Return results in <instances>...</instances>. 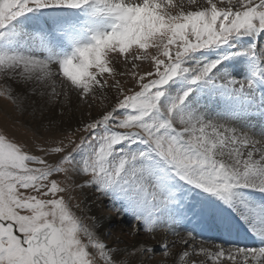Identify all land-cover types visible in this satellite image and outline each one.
<instances>
[{"label": "snow or ice", "instance_id": "6c2138e0", "mask_svg": "<svg viewBox=\"0 0 264 264\" xmlns=\"http://www.w3.org/2000/svg\"><path fill=\"white\" fill-rule=\"evenodd\" d=\"M0 88V264H264V0H0Z\"/></svg>", "mask_w": 264, "mask_h": 264}, {"label": "rangeland", "instance_id": "374dc122", "mask_svg": "<svg viewBox=\"0 0 264 264\" xmlns=\"http://www.w3.org/2000/svg\"><path fill=\"white\" fill-rule=\"evenodd\" d=\"M140 63V62H138ZM148 67V62H142L140 71L145 70ZM123 79H128L127 77ZM3 89L0 88V91ZM32 101L29 99L27 101V104H31ZM103 101H97V107H101L103 105ZM77 117L79 118V114H77ZM76 122L74 121L72 123V128H68L67 125H65V128H68V131L66 133H62L61 135H68L72 134V130L76 127ZM0 129L7 130L11 135L15 136L17 139L20 140H31L32 134H33V127H32V121L31 116L27 112H21L17 110L16 105L9 99L6 98V96H0ZM75 135L78 137L80 133H75ZM62 181V186L64 183V178L62 175L58 177ZM69 183V191L65 193L66 199L70 196L72 198L71 202L72 204L79 203L80 209L86 213L85 222H88V218L95 216V211H93V208H98V205H102L99 201L95 200V197L92 195L90 191H81L79 188L75 187L74 185H71ZM89 194V195H88ZM100 213H98L100 216L104 217H114L112 224L109 226H106L104 231L102 232V237L106 243L111 244L112 238L108 237L107 233L110 228H112L114 225H117L115 223L116 212L115 209L112 208L110 204H108L107 201L104 202L103 206L99 208ZM115 212V214H114ZM128 225V222H127ZM129 226V225H128ZM128 228V227H127ZM115 230V229H114ZM120 231V230H119ZM118 231V232H119ZM127 233L128 231H123ZM126 242H128L129 237L125 236L123 237ZM161 254L158 252L155 259L159 258L161 259Z\"/></svg>", "mask_w": 264, "mask_h": 264}, {"label": "bare ground", "instance_id": "6f19581e", "mask_svg": "<svg viewBox=\"0 0 264 264\" xmlns=\"http://www.w3.org/2000/svg\"><path fill=\"white\" fill-rule=\"evenodd\" d=\"M89 195V194H88ZM104 204V203H103ZM103 204L100 206V205H98V208H93V211H95L96 213H95V217L97 218V221H98V224L100 225V232L102 233L103 231H104V229H105V227L106 226H109L110 224H112V222H114L113 221V218L114 217H109V218H107V217H104V216H100L98 213H100V210H99V208H101L102 206H103ZM114 214H115V212H114ZM117 219L118 218H116L115 219V223L117 224ZM128 227V228H127ZM129 227L130 226H128L127 225V218H124V222L123 223H121V224H119L116 228H115V231L117 232V233H119L121 230H123V231H129ZM120 230V231H119ZM119 231V232H118ZM165 236H167V239H168V241L169 242H171L173 239H174V237H172L170 234H165V233H163V232H160V233H157V241H163V239L165 238ZM137 239H144V237L143 236H140V237H138ZM157 241H149V243H152V244H156L157 243ZM132 242V238H130L129 237V240H128V243H131ZM178 249H174L173 251H177ZM155 260H163V257L161 256V259H159V258H157V259H155ZM168 264H171V261L169 260L168 261Z\"/></svg>", "mask_w": 264, "mask_h": 264}]
</instances>
